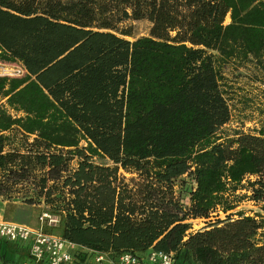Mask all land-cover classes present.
I'll list each match as a JSON object with an SVG mask.
<instances>
[{"label":"trees","instance_id":"trees-1","mask_svg":"<svg viewBox=\"0 0 264 264\" xmlns=\"http://www.w3.org/2000/svg\"><path fill=\"white\" fill-rule=\"evenodd\" d=\"M0 63L24 69L0 76V202L112 256L264 264V215L236 210L264 212V127L223 130L229 72L264 88V0H0Z\"/></svg>","mask_w":264,"mask_h":264},{"label":"built area","instance_id":"built-area-1","mask_svg":"<svg viewBox=\"0 0 264 264\" xmlns=\"http://www.w3.org/2000/svg\"><path fill=\"white\" fill-rule=\"evenodd\" d=\"M23 74V67L14 64L10 72L0 76L20 77ZM58 222V217L48 212L40 215L36 228L0 221V240L25 245L30 259L28 264H177L172 252L149 250L144 254L124 252L112 256L109 252L83 248L51 233Z\"/></svg>","mask_w":264,"mask_h":264},{"label":"rangeland","instance_id":"rangeland-1","mask_svg":"<svg viewBox=\"0 0 264 264\" xmlns=\"http://www.w3.org/2000/svg\"><path fill=\"white\" fill-rule=\"evenodd\" d=\"M127 26L131 27L134 37H143L148 32V24L145 22L127 23ZM13 66L14 64L0 63V75L10 72ZM229 73L232 74L229 76V80L232 84L235 97L230 103V122L223 127V130L243 129L247 132L264 127V88L254 83L247 69H240L238 72L230 71ZM192 188V182L186 180L184 190L188 191ZM184 202L188 203L187 198ZM236 210H244L246 215H251L252 212H259L264 215V212L260 211L258 207L253 206L250 201H244ZM220 218H224V215L221 214ZM210 220H214L213 217ZM208 221L198 219L192 220L189 223L192 226V230L195 231L203 228ZM0 264L2 263L0 262Z\"/></svg>","mask_w":264,"mask_h":264},{"label":"crops","instance_id":"crops-1","mask_svg":"<svg viewBox=\"0 0 264 264\" xmlns=\"http://www.w3.org/2000/svg\"><path fill=\"white\" fill-rule=\"evenodd\" d=\"M47 207L41 203L28 205L19 199L0 202V221L23 224L31 228L38 226V218ZM51 233L61 236L59 228L51 229ZM0 262L2 264H28L30 262L28 248L25 245L0 240Z\"/></svg>","mask_w":264,"mask_h":264}]
</instances>
